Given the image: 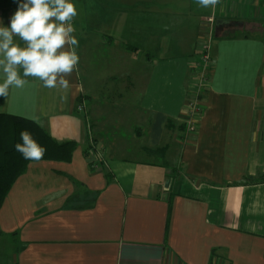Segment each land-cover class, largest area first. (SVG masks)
Wrapping results in <instances>:
<instances>
[{"label":"crops","instance_id":"0c3cea01","mask_svg":"<svg viewBox=\"0 0 264 264\" xmlns=\"http://www.w3.org/2000/svg\"><path fill=\"white\" fill-rule=\"evenodd\" d=\"M195 1L74 4L69 87L28 77L0 96V114L77 147L13 185L0 264H264V183L232 186L264 175V0H219L206 21ZM16 10L2 3L0 24Z\"/></svg>","mask_w":264,"mask_h":264},{"label":"clouds","instance_id":"9594fccd","mask_svg":"<svg viewBox=\"0 0 264 264\" xmlns=\"http://www.w3.org/2000/svg\"><path fill=\"white\" fill-rule=\"evenodd\" d=\"M196 3L207 8L219 0ZM77 14L71 0H21L10 17V26L0 24V96L7 98L10 89L24 88L28 77L38 79L48 89L69 87L67 77L79 63V42L72 24ZM29 118L43 127L39 116ZM19 136L21 142L16 143L15 150L27 160H41L46 149L32 133L25 129Z\"/></svg>","mask_w":264,"mask_h":264},{"label":"trees","instance_id":"16d2710c","mask_svg":"<svg viewBox=\"0 0 264 264\" xmlns=\"http://www.w3.org/2000/svg\"><path fill=\"white\" fill-rule=\"evenodd\" d=\"M168 128L174 129L176 124L170 120ZM25 129L30 131L36 141L46 149L43 158L39 161L27 160L15 150L16 143L21 142L19 134ZM76 149L75 142L57 143L42 127L37 126L31 120L0 114V210L5 205L13 185L27 171L30 164L47 160L71 162ZM145 151L150 155L164 159L167 148H159L156 151L146 149ZM250 182L264 183V175L259 179L247 177L241 182H235L232 186H245Z\"/></svg>","mask_w":264,"mask_h":264},{"label":"built area","instance_id":"2783aa9c","mask_svg":"<svg viewBox=\"0 0 264 264\" xmlns=\"http://www.w3.org/2000/svg\"><path fill=\"white\" fill-rule=\"evenodd\" d=\"M251 2H257L258 0H250ZM215 23H216V17H211L210 19H208V25L211 29V31H214V26H215ZM210 41H211V37H210ZM205 42L202 47H201V50H200V54L202 55V62H203V65H198V67H201L200 69V72H202L203 74L205 73V71L207 70V65L210 63L211 61V54H210V49H211V42ZM203 68V69H202ZM204 70V71H202ZM201 79L203 80V82H206L208 79H206L204 77V75H201ZM202 83V82H201ZM188 109L190 110V114L193 115V117L199 115L202 111H203V107L202 105L199 103V101L197 100V98H195L194 100L190 101L188 104ZM77 110L82 113V112H85V107H84V104H80L78 107H77ZM89 128H90V125H89ZM92 144L94 143V140L91 142Z\"/></svg>","mask_w":264,"mask_h":264},{"label":"rangeland","instance_id":"374dc122","mask_svg":"<svg viewBox=\"0 0 264 264\" xmlns=\"http://www.w3.org/2000/svg\"><path fill=\"white\" fill-rule=\"evenodd\" d=\"M84 2V4H86V6L88 7V8H86V9H82V13L84 12V13H86V12H90L91 10H97V9H95V3L98 1V0H71V2L73 3V4H79L80 2ZM21 2V0H0V5H2V3L4 4V5H6L9 9H13V10H15V9H17V7H18V5H19V3ZM195 4H197L196 3V1L194 2ZM218 5H222V3L219 1V3H218ZM212 7V6H211ZM93 8V9H92ZM202 10L204 11V12H207V11H211V12H209L208 14H203V19H205V21H206V19L209 17L208 15H210L211 13H212V10H210V6L209 7H207V8H202ZM202 11V12H203ZM218 15V14H217ZM211 16H213L212 14H211ZM219 16V15H218Z\"/></svg>","mask_w":264,"mask_h":264}]
</instances>
